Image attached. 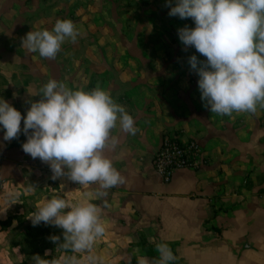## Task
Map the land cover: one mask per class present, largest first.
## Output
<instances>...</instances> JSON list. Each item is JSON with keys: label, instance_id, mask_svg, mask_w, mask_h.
Masks as SVG:
<instances>
[{"label": "crops", "instance_id": "crops-1", "mask_svg": "<svg viewBox=\"0 0 264 264\" xmlns=\"http://www.w3.org/2000/svg\"><path fill=\"white\" fill-rule=\"evenodd\" d=\"M98 11L96 5L71 7L68 19L75 25L93 23V35L75 43L66 40L73 50L47 59L21 47V38L53 27L62 19V7L46 0H0V98L24 117L49 80L72 90L99 85L138 128L135 135L119 125L113 129L118 144L105 155L124 183L102 198L94 195L97 184L82 188L67 176L52 180L49 164L22 150L23 132L4 141L0 128V264H33L37 254L50 260L64 255L46 238L29 237V216L54 196L85 202L90 193L106 226L94 245L104 264H137L141 258L157 264V244H166L177 258L169 264H264V108L231 117L211 113L189 64L192 55L199 61L206 57L185 48L179 37L111 40L109 31L95 37L94 24L104 18ZM82 45H87L84 52L78 51ZM168 136L196 141L209 164L198 171L179 170L164 184L152 160ZM13 193H19L18 199Z\"/></svg>", "mask_w": 264, "mask_h": 264}, {"label": "clouds", "instance_id": "clouds-1", "mask_svg": "<svg viewBox=\"0 0 264 264\" xmlns=\"http://www.w3.org/2000/svg\"><path fill=\"white\" fill-rule=\"evenodd\" d=\"M169 16L191 18L194 28L178 29L179 40L206 57L189 58L198 75V89L204 107L211 113L231 117L233 113L255 114L264 108V0H176ZM79 30L70 19H58L51 30L29 31L21 47L42 58L55 59L66 40L75 43ZM40 99L32 102L26 116L0 98V128L3 140L11 141L21 132L27 137L22 150L33 159L49 164L51 179L67 176L82 188L97 184L96 198L123 184L124 177L105 155L115 149L119 128L131 135L138 132L133 117L118 104L110 92L97 85L91 91L72 90L63 82L49 80L40 89ZM23 119V128L21 120ZM31 130V131H30ZM65 168L67 171H65ZM32 191L33 189H28ZM18 199L19 193L12 194ZM73 202L54 196L39 205L29 216L33 226L43 222L63 230L50 240L64 255L52 260L32 256L33 264H104L94 245L106 233L101 207L91 202ZM107 207V201H103ZM157 264L177 258L166 244H157ZM68 253H71L69 255ZM83 254V255H77ZM45 256L49 255L46 251ZM137 264H146L138 259Z\"/></svg>", "mask_w": 264, "mask_h": 264}, {"label": "rangeland", "instance_id": "rangeland-1", "mask_svg": "<svg viewBox=\"0 0 264 264\" xmlns=\"http://www.w3.org/2000/svg\"><path fill=\"white\" fill-rule=\"evenodd\" d=\"M175 2L176 0H172L171 6H175ZM46 3L51 7L59 6L60 8L61 6L62 19L69 18L70 14L67 11L73 6L83 8L90 5L99 6V11L96 13L98 16L103 15L104 18H101L100 22L97 21L96 25L94 24V36L98 38L105 37L106 32L109 31L108 35L111 40L113 37L123 39L126 36L139 38L143 41L148 40V42L159 39V37H162L163 40H171L173 37H178V30L175 31L172 28L173 25L177 24L176 28L180 29L188 23H192V28L195 27L191 18L180 19L178 16H169L170 7L166 6L168 0H46ZM49 17H53L52 14ZM91 25L87 22L76 25L80 33L77 37L78 40H85L90 34L93 35L90 29ZM51 29L52 27L47 30ZM71 47L74 46L65 41L60 52L69 53L73 50ZM86 47L87 45H82L78 47V51L84 52ZM43 245L45 246L46 243Z\"/></svg>", "mask_w": 264, "mask_h": 264}, {"label": "built area", "instance_id": "built-area-1", "mask_svg": "<svg viewBox=\"0 0 264 264\" xmlns=\"http://www.w3.org/2000/svg\"><path fill=\"white\" fill-rule=\"evenodd\" d=\"M208 164L209 159L203 156L196 141L183 143L169 136L161 140L152 160L153 169L164 184L169 183L174 173L179 170L198 171Z\"/></svg>", "mask_w": 264, "mask_h": 264}, {"label": "trees", "instance_id": "trees-1", "mask_svg": "<svg viewBox=\"0 0 264 264\" xmlns=\"http://www.w3.org/2000/svg\"><path fill=\"white\" fill-rule=\"evenodd\" d=\"M9 223L10 221H7L3 224L7 225ZM28 231H29V237L31 239L46 238L50 242V244L55 248H57V245L50 240L51 236H59L61 239V242L63 241V230L61 228L55 227L52 225H46L43 222H41L37 226H33V224L30 225L28 227ZM44 259L50 260L48 257H45ZM21 264H25V263H21Z\"/></svg>", "mask_w": 264, "mask_h": 264}]
</instances>
